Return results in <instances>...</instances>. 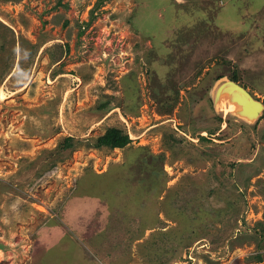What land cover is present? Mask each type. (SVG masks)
I'll return each instance as SVG.
<instances>
[{
    "label": "rangeland",
    "instance_id": "obj_1",
    "mask_svg": "<svg viewBox=\"0 0 264 264\" xmlns=\"http://www.w3.org/2000/svg\"><path fill=\"white\" fill-rule=\"evenodd\" d=\"M184 1L0 0V264H264V0Z\"/></svg>",
    "mask_w": 264,
    "mask_h": 264
},
{
    "label": "trees",
    "instance_id": "obj_2",
    "mask_svg": "<svg viewBox=\"0 0 264 264\" xmlns=\"http://www.w3.org/2000/svg\"><path fill=\"white\" fill-rule=\"evenodd\" d=\"M182 1L185 2L184 0H182ZM182 1L174 0V2L176 3V8L178 7V2L180 4H182L183 3ZM186 1L188 4L186 6L189 7L188 9L190 11L188 9L187 10L184 9V11L188 12L189 16L184 14L183 21H181L179 24H178V22L174 23V25L172 27V31H173L172 34H175L177 37H181L182 33L184 34V28L183 27L186 26L185 28L188 29V27H190L193 23L199 21L200 18H203L205 16L204 14H206V12H207V9L214 10V11L217 10L216 2H215L216 0H208L207 3H206L207 0H189V2H188V0H186ZM203 1H205V6H203L204 4L203 5L200 4V2H203ZM174 12L176 13V11H174ZM254 24L256 26L257 25L259 26L258 20H256V22H255V19H253V25ZM145 28H147V27H145ZM142 31H143V29H142ZM244 32H246V31H242V33H244ZM223 33L229 34V36H231V39L233 37H236L238 34H240V32H237V33L223 32ZM149 36L153 40H155L153 35H149ZM220 75H224V74L221 73V74H219V76ZM228 75H229V78L231 80L239 83V75H238V72L236 69L229 71ZM130 142H131V139H130L128 134L123 132L120 128L113 127V128H109L103 136L98 138V140L96 142V146L108 147L111 149L124 148ZM67 144L71 145L70 143H67ZM258 260H261V258H259Z\"/></svg>",
    "mask_w": 264,
    "mask_h": 264
},
{
    "label": "water",
    "instance_id": "obj_3",
    "mask_svg": "<svg viewBox=\"0 0 264 264\" xmlns=\"http://www.w3.org/2000/svg\"><path fill=\"white\" fill-rule=\"evenodd\" d=\"M225 84H229L228 86L232 88V90L237 89L239 90L240 92H242V94L246 97V99L248 100V102L250 104H256L257 106H259L260 108H262L260 111L257 110H254V111H249L251 113H249V115H254L255 118L254 120H251V122H255L258 120V118L261 116L262 112L264 111V103L257 100L246 88H244L243 85H241L240 83L238 82H235L233 80H231L230 78L228 77H223V78H220L217 83L215 84L214 86V92H213V103H214V107L215 109H218V106H217V97H218V93H219V90L220 88L225 85ZM231 99V100H230ZM229 100L230 101H233V98L231 95H229ZM236 102V101H235ZM251 110H252V107H251ZM230 112H233L235 113L236 115H238L239 117H242L241 119L245 120L246 122L248 123H251L250 120L247 119L246 116H244V112L243 110H240L238 109V111H230Z\"/></svg>",
    "mask_w": 264,
    "mask_h": 264
},
{
    "label": "bare ground",
    "instance_id": "obj_4",
    "mask_svg": "<svg viewBox=\"0 0 264 264\" xmlns=\"http://www.w3.org/2000/svg\"><path fill=\"white\" fill-rule=\"evenodd\" d=\"M228 85L229 84H225L220 88L216 101L219 103V101L221 99H223V97H222L223 95H226L228 97H229V95H231L233 98V103L231 104V106L228 107L229 111H232V110L238 111V109L243 110V112H244L243 115L246 116L247 119L250 120V122H251V120H254L255 116L252 114L249 115V113H251L249 111H254L257 109H258V111H260L262 108H260L256 104H250L248 102V100L246 99V97L242 94V92H240L239 90H237L235 88H234V90H232V88L229 87ZM251 107H252V110H251Z\"/></svg>",
    "mask_w": 264,
    "mask_h": 264
}]
</instances>
